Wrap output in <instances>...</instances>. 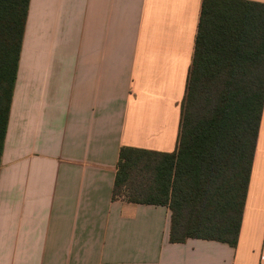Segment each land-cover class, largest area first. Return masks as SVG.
I'll list each match as a JSON object with an SVG mask.
<instances>
[{
    "label": "crops",
    "instance_id": "0c3cea01",
    "mask_svg": "<svg viewBox=\"0 0 264 264\" xmlns=\"http://www.w3.org/2000/svg\"><path fill=\"white\" fill-rule=\"evenodd\" d=\"M200 5L29 0L0 156V264H264V102L234 247L171 242L166 206L112 195L120 147H176Z\"/></svg>",
    "mask_w": 264,
    "mask_h": 264
},
{
    "label": "trees",
    "instance_id": "16d2710c",
    "mask_svg": "<svg viewBox=\"0 0 264 264\" xmlns=\"http://www.w3.org/2000/svg\"><path fill=\"white\" fill-rule=\"evenodd\" d=\"M28 2L0 0V156ZM263 102L264 3L201 0L176 147H120L113 197L131 166H151L152 182L132 185L125 201L166 206L171 242L204 238L234 247Z\"/></svg>",
    "mask_w": 264,
    "mask_h": 264
},
{
    "label": "rangeland",
    "instance_id": "374dc122",
    "mask_svg": "<svg viewBox=\"0 0 264 264\" xmlns=\"http://www.w3.org/2000/svg\"><path fill=\"white\" fill-rule=\"evenodd\" d=\"M186 111H188L191 115H194L196 113V106H187ZM153 161V159H150ZM130 174V180H128V183L125 184V186L121 187L120 192H118V197L126 200L127 194L132 193V185L138 186L134 187L133 189H138L139 187L142 189V185H148L152 182L153 176H152V167L151 166H142L140 167L138 165H133L129 169ZM153 184V183H152ZM140 185V186H139ZM139 191V190H136Z\"/></svg>",
    "mask_w": 264,
    "mask_h": 264
}]
</instances>
